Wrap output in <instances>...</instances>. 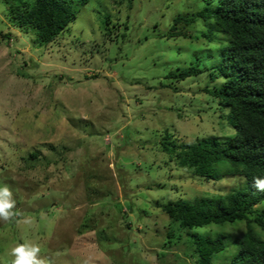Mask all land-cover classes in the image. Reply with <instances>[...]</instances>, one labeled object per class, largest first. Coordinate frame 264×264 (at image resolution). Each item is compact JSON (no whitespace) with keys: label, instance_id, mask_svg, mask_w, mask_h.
<instances>
[{"label":"rangeland","instance_id":"374dc122","mask_svg":"<svg viewBox=\"0 0 264 264\" xmlns=\"http://www.w3.org/2000/svg\"><path fill=\"white\" fill-rule=\"evenodd\" d=\"M207 5L89 0L40 47L0 0V27L11 34L0 36V186L13 191L17 213L0 221V264L26 241L47 264H198L186 230L156 202L215 197L243 182L196 177L161 148L167 130L179 141L235 133L228 109L205 90L223 81L211 74L227 35L212 28L206 38L197 18L178 25L187 34L168 36L176 16ZM191 66L202 72L175 77ZM225 166H217L223 174ZM23 217L34 223H17ZM193 230L232 239L245 223Z\"/></svg>","mask_w":264,"mask_h":264},{"label":"trees","instance_id":"16d2710c","mask_svg":"<svg viewBox=\"0 0 264 264\" xmlns=\"http://www.w3.org/2000/svg\"><path fill=\"white\" fill-rule=\"evenodd\" d=\"M207 1L210 6L192 16H176L168 36L184 35L186 32L178 30V25L192 24L197 18L208 25L206 38L212 39V28L227 35L228 43L221 49L217 72L211 74L212 80L222 77L223 81L205 90L228 109L227 120L235 133L179 141L167 130L161 148L176 158L180 166L191 169L196 177L209 181L226 175L243 182L215 197L195 201L181 198L156 204L171 221L186 230L190 236L187 240L194 246L191 255L197 257L198 264H216L215 260H221V264H264V192L253 187L254 177L264 178V0H218L216 5L213 0ZM3 2L12 24L25 32L33 30L36 34L33 42L43 47L68 28L77 17L78 6L89 0ZM0 36L10 39L11 34L0 27ZM201 72V68L191 66L175 77L185 79ZM220 163H226L224 174L218 170ZM237 221L245 223V230L232 239L225 231L193 230ZM174 232L168 235L171 237Z\"/></svg>","mask_w":264,"mask_h":264},{"label":"clouds","instance_id":"9594fccd","mask_svg":"<svg viewBox=\"0 0 264 264\" xmlns=\"http://www.w3.org/2000/svg\"><path fill=\"white\" fill-rule=\"evenodd\" d=\"M253 187L257 192H264V178L254 177ZM15 208L16 201L11 188L7 184L0 186V221L9 222L16 218ZM17 223L31 226L34 221L31 217H23ZM9 255L13 257L11 264H47L41 256V246L38 243L26 241L18 244L10 249Z\"/></svg>","mask_w":264,"mask_h":264}]
</instances>
